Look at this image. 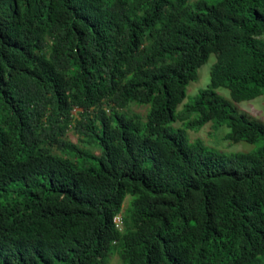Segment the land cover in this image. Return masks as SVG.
<instances>
[{
	"label": "trees",
	"instance_id": "obj_1",
	"mask_svg": "<svg viewBox=\"0 0 264 264\" xmlns=\"http://www.w3.org/2000/svg\"><path fill=\"white\" fill-rule=\"evenodd\" d=\"M261 95L264 0H0V264H264Z\"/></svg>",
	"mask_w": 264,
	"mask_h": 264
},
{
	"label": "rangeland",
	"instance_id": "obj_2",
	"mask_svg": "<svg viewBox=\"0 0 264 264\" xmlns=\"http://www.w3.org/2000/svg\"><path fill=\"white\" fill-rule=\"evenodd\" d=\"M216 60V56L214 54L211 55L210 59L203 64L198 70V77L196 80L192 81L188 85V94L185 102L191 100L197 92L201 88H206L211 82V68ZM218 92L226 98L231 99V94L229 89L225 87L218 88ZM184 102V103H185ZM237 107L242 113L246 115L264 121V95L260 97L245 101V102H237ZM136 111L141 113H145L147 111V106L144 105H133ZM182 108V106H180ZM80 109L75 108L73 113L78 117V113ZM176 126H181L182 123L180 121L175 123ZM231 131V129L227 125H219L214 122H208L205 126H203L200 130L194 131L187 128L188 136L191 141L196 140L197 138H201L205 141L206 146L213 149L218 153L231 154L235 152H249L256 149L261 143H248L246 141H236L229 140L226 138L227 134ZM67 136L69 139L75 143H79L84 137L81 133L75 130V125L68 130ZM132 199L131 195L126 197L124 207L126 208ZM109 264H122L119 256L114 254L111 257Z\"/></svg>",
	"mask_w": 264,
	"mask_h": 264
},
{
	"label": "built area",
	"instance_id": "obj_3",
	"mask_svg": "<svg viewBox=\"0 0 264 264\" xmlns=\"http://www.w3.org/2000/svg\"><path fill=\"white\" fill-rule=\"evenodd\" d=\"M116 221L121 222V218L119 216L116 217Z\"/></svg>",
	"mask_w": 264,
	"mask_h": 264
},
{
	"label": "clouds",
	"instance_id": "obj_4",
	"mask_svg": "<svg viewBox=\"0 0 264 264\" xmlns=\"http://www.w3.org/2000/svg\"><path fill=\"white\" fill-rule=\"evenodd\" d=\"M260 97V96H259ZM258 98V97H257ZM256 99V98H255ZM250 101V100H249ZM119 217H121L120 215H119Z\"/></svg>",
	"mask_w": 264,
	"mask_h": 264
}]
</instances>
